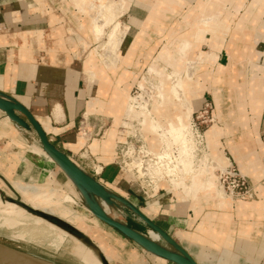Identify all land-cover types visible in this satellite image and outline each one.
<instances>
[{
    "label": "crops",
    "instance_id": "0c3cea01",
    "mask_svg": "<svg viewBox=\"0 0 264 264\" xmlns=\"http://www.w3.org/2000/svg\"><path fill=\"white\" fill-rule=\"evenodd\" d=\"M118 4L117 62L103 69L97 62L87 65L95 55L96 35L91 19L89 29L83 27L89 17L76 0H0V95L26 107L50 142L89 174L77 155L95 159L102 171L94 178L155 222L198 264H264V0ZM161 46L158 56H165L172 69L185 71V63H199L195 70L203 69L195 78H181L185 103L196 110L210 95L217 124L206 138L209 152L228 151L254 186L251 196L230 202L203 191L183 201L164 185L151 194L131 189V178L115 162L114 148L124 138L121 123L127 118V95L137 82L139 58L152 60ZM160 68L156 59L151 69ZM164 102L179 105L173 96ZM171 110L153 114L172 119L179 111ZM83 118L94 124L85 141L77 130ZM13 179L68 193L82 206L77 210L82 225L44 210L52 218L26 212L12 201L27 204L11 185ZM8 201L55 230L58 244L71 242V251L83 262L81 253L101 264H173L98 220L72 180L43 152L34 131L17 126L0 111V206ZM126 224L143 232L137 222L128 219ZM127 254L130 263L123 258Z\"/></svg>",
    "mask_w": 264,
    "mask_h": 264
},
{
    "label": "rangeland",
    "instance_id": "374dc122",
    "mask_svg": "<svg viewBox=\"0 0 264 264\" xmlns=\"http://www.w3.org/2000/svg\"><path fill=\"white\" fill-rule=\"evenodd\" d=\"M76 1H77V4L79 5L78 6L79 10L81 12H85L89 17L88 22L86 24L84 23L83 27H85V29L86 28L89 29L90 19H91L92 23H94L95 21H98V24H99L98 32H97L98 34L95 33L96 38L94 39L95 43L93 44L94 49L91 51L92 53L96 54L95 55V61L100 66V68H103V69H108V68L114 67L115 63L117 62V56H118L117 53L115 55H112V56L109 55L108 57H106L107 60H105V61L101 57V53H105V50H106L105 46L108 44V39H109V37H108L109 33L108 32H110L108 28H111L112 30L115 29V31L119 29V31H120V27H119L120 25L118 23H114L116 21V19H119V16H121L122 9L119 8V4H118V2H120V0H109V1L108 0H88V1L76 0ZM89 5H90V9L87 8V6H89ZM120 20H121V18H120ZM179 26H177V27H179ZM94 28H95V26H94ZM87 30H83V31L87 32ZM89 33H91V32L89 31ZM119 35L120 34L116 35V38H118ZM115 42L117 43V42H119V40L116 39ZM162 42H165V41H161V44H162ZM165 44H166V42H165ZM165 44H163V45H165ZM162 46H161L160 50L158 49L156 51L157 55H153L151 57V58H153L152 60H147L146 56H142L139 58V64H138L139 70L137 73V82L132 85L130 95H127L128 96V103L126 104V107H125L126 108L125 112L126 113L128 112V115L129 114L130 115L126 116L127 118L123 117V120H122L123 123H121L122 125L126 126V128H123V131H122L123 135L126 133V131H128L129 134L131 133V134L136 135L137 137H140V139L142 140L143 146L147 149L148 152L151 151L152 153H154L156 157H157L159 152L163 151V146L165 143L160 141L159 137L156 134H154L156 131L159 132L157 130L158 128L155 129L151 126L148 127V124H149V119H150L149 117H151V119H152L154 116L153 111H152V107L154 105H156L157 103H159V102L161 103L164 101L165 95L162 98H158V91L160 90V88H161V91H163V92H164V89L168 90V88L172 87V84H173L172 81L173 80H176L178 86L181 88V78H184L187 76V78L190 77L192 79V78H195L194 76H196L197 74L203 73V69H201V68H199L198 70H195L197 68V65H199V63L194 64V66L190 64L191 68L188 66L189 65L188 63H185L184 65H186L185 68H187L186 69L187 72H186V70L183 71L184 70L183 67H182L181 71H176V70L172 69V66H173L172 63L167 64V58L165 56H162V57L158 56V53L161 51ZM117 49H118V47H117ZM202 50L203 51L207 50V48L205 46H203ZM158 57H159V59H158ZM156 59H157L158 65L163 67V68H160V71H158V72L155 71L154 69H150L152 64L156 61ZM148 67H150V68L148 69ZM89 74L87 72L88 76H90ZM191 79H190V81H191ZM202 80H203V82H205L204 78H201L200 81L202 82ZM168 82H169V86L164 88V83H165V85H168ZM179 91H182V90L179 89ZM138 96H142L147 100L145 109H142V108L130 109L131 112L129 113V107H127V105H130L131 101L134 102L135 98ZM208 97H210V95L206 94L205 101L209 99ZM179 98L182 100V104L183 105L185 104V108L186 107L188 108V111L186 112V115H188V117H187V128H188L189 132H191L189 134L190 135V141L189 142L191 143V147H192V149L190 150L191 151L190 154H192L193 161L191 162L192 164L187 163L186 165H183V166L179 165L181 167L178 166L177 168L172 169V165H173L172 163L174 161L170 158H165L166 156H165L164 151H163L162 158H164L163 160L165 162V165L163 164L164 162H161L163 166L162 167L159 166L160 167L159 169L152 168L153 166H150V171L153 170L159 174L158 176H160V179H159L160 182L156 183L154 185V187H155L154 191H152L148 194H151V193L157 191L158 189H160L161 186L164 185V186H168L169 188H171L174 191V193L181 200L187 201L189 199L190 200L196 199L195 197H193V195L194 194L199 195L200 193H202L204 191V188H205L206 183L202 184V182L197 181L195 179L194 176L196 173H199V179H200V177L201 178H204V177L207 178L208 177L207 172L210 170L212 172V174H214V176H215V177L213 176L214 177V187L216 189V192H218L217 188L215 186L216 185L215 182H216V177H217V171L221 167L223 168L228 163V161H225L226 163H224V165H221V167L210 168L211 167V165H210V152H209L208 144L206 143V145H205V142H206V137H204L205 134L203 133V135H204L203 141L202 140L198 141L195 138V136H194V134L190 128V126H191L190 125L191 113H192V111H195V110H193V108H190L185 103L186 100H184V96L179 95ZM146 118H148V119H146ZM155 119L157 120L156 117H155ZM105 123H107V122L105 121ZM216 124H217V121H215L213 123H206V125H203V127L201 128L202 129L201 131L206 132L211 126L216 125ZM93 126H94L93 122L90 119L87 120V118H86V126L85 127L87 130L91 131V134L93 131ZM153 130H156V131L153 132ZM160 131H161V129H160ZM90 138L91 137H89V139ZM128 138L130 140H132V142H134V140H133L134 138L131 135L128 136ZM157 140H158V142H161V143H158V145L159 146L163 145V146H161L160 149H158V150H154L152 146L155 144V142ZM172 146H174V145H172ZM172 146L168 144L167 147L171 148ZM150 148L153 150H151ZM169 148H167L168 153H166V155L175 156L178 153L175 148H174V151H173V149L171 150ZM220 150H221V153L224 154L225 157L226 156L231 157L226 149L223 151V149L220 148ZM175 157H177V155ZM117 160H118V158L115 159V162L118 164ZM197 166H198V170H196ZM121 170L123 171L122 168H121ZM126 175L130 178V176L128 174H126ZM177 179H179L178 181H183V182L185 181L184 184L188 188L187 192H185L184 189L182 190L183 186H179V183L177 185H174V182L177 183ZM14 180H16V179L11 180L12 186H13L12 181H14ZM181 184H182V182H181ZM37 186H40L42 188H50V187L55 188V187L50 186V185H37ZM13 188L15 189L14 186H13ZM131 189L143 192L137 186V184L134 185L133 182L131 184ZM53 190H57V192L59 194H63L66 198L65 197H64L65 199L60 198L56 195L57 196L56 199L50 200L51 202L49 204H52V206L60 204V205L66 206V207L76 211L77 213H78V211L79 212L82 211V208H81L82 206L77 205V202L68 193L67 194L63 193L60 189H57V188L53 189ZM253 190H254V186H253ZM16 191L20 194V196L22 197L24 202H26L29 205H31V203H30L31 200H34L35 202L38 201L37 199H40L42 201L48 200V199L40 198L36 194L26 193V195L25 194L23 195L20 191H18V190H16ZM218 196L220 197V199H224V200H226L225 198H229L225 195H223L224 197L221 196L219 192H218ZM236 199L237 198H232L231 200L234 201ZM10 203H12V202L8 201L4 206H0V242L5 243L9 246H12L16 249L22 250L24 252L33 254L35 256L45 258V259L50 260V261L57 263V264H82L83 259L81 258L82 260H80L71 251L72 250L71 249V246H72L71 242L63 241V242L58 244L59 240H56L54 237L55 236L54 235L55 230L49 229L48 225H46L45 223H43L42 221H39L38 219H36L34 217H31L29 215L26 216L21 211V209H18L16 207V205H13ZM7 204H9V205H7ZM101 206L106 211L109 208L105 204H101ZM38 210H41V209H38ZM11 215H16V218L14 216H11ZM111 215L114 216L116 219L122 221V222H126L128 219L132 220L135 223L137 222V225H139V227L142 228L143 233H146L147 231L149 233V230H151L136 215H133L131 218V217L126 216L123 213H115L114 211L111 212ZM80 221H83V218H81V220L77 221V222H79L80 225H82L81 224L82 222H80ZM75 223H76V221H75ZM138 223H141L142 225L138 224ZM151 231H153V230H151ZM39 235L41 238L39 237ZM148 236H149V234H148ZM149 239L151 241H153L150 238V236H149ZM153 242H156L161 247L170 248V246L165 242L164 239L161 238L160 235H159L158 240L153 241ZM81 256L85 259V262H83L84 264H100L99 260L91 254L88 255V254L81 253ZM128 257H129V255L127 254L123 258H125L126 261L130 263V261L132 259L128 260Z\"/></svg>",
    "mask_w": 264,
    "mask_h": 264
},
{
    "label": "water",
    "instance_id": "95a60500",
    "mask_svg": "<svg viewBox=\"0 0 264 264\" xmlns=\"http://www.w3.org/2000/svg\"><path fill=\"white\" fill-rule=\"evenodd\" d=\"M0 111L17 126L33 130L45 154L56 165L66 173V175L76 185L84 200V205L92 212V214L112 229L121 233L127 239L133 241L145 251L170 261L173 264H198L184 249H182L165 231H163L155 222L148 219L138 208L132 206L125 198L106 189L99 181L91 174L86 172L81 166L71 160L63 151L57 148L50 142L42 126L38 123L35 117L29 110L17 103L16 101L0 95ZM214 115V114H213ZM215 121H217L216 116ZM247 177V176H246ZM16 205L23 208L26 212L41 218H52L44 211L35 209L19 200H12ZM101 204L107 205L109 208L103 209ZM123 213L128 217L136 215L144 224L151 230L160 234L161 238L170 246L164 248L156 242L149 239L148 231L143 233L138 231L116 219L111 215V212ZM0 249L4 252H9L19 258L25 259L32 264H56L50 260L33 254L16 249L5 243L0 242Z\"/></svg>",
    "mask_w": 264,
    "mask_h": 264
},
{
    "label": "bare ground",
    "instance_id": "6f19581e",
    "mask_svg": "<svg viewBox=\"0 0 264 264\" xmlns=\"http://www.w3.org/2000/svg\"><path fill=\"white\" fill-rule=\"evenodd\" d=\"M92 26H93V28L95 26V28L93 30L95 31V33H97L98 32V26H99L98 21H95L94 23H92ZM118 31H119V29L116 30V31H115V29H113L110 32H108L109 33L108 34V37H109L108 44L105 46L106 47L105 53H101V57L104 59V61L107 60L106 57H108L109 55L112 56V55L116 54L117 47H118V42L116 43L115 41H116V39H118V38H116V35L119 34ZM95 55H93L88 60V62H87L88 67L90 65L93 66V64L96 63ZM172 83H173L172 87L168 88V90L165 89L164 92L161 91V88H160V90L158 91V98H162V97H164V95H165V97L166 96H173L175 98V100H179V105H172V104L171 105H167V102L166 103L164 102L165 104H163V102H161V103L159 102V103L156 104V107L154 108V110L157 112V109H158V111L161 113L162 111L163 112L167 111V108L171 107L173 110H171L169 113H171L173 111H179L177 113V116H175L172 119H165V120L162 119V118H157V120H156L154 116H153L154 119L153 118L151 119V117H149L150 119H149L148 127L151 126V127L155 128V129L158 128L157 130L159 132H157L156 130H153V132L156 131L154 134H156L159 137V140L164 142L167 146H168V144L171 145V146L174 145L171 148L167 147L165 144H164V146L163 145L159 146L158 143H161V142H158V140H157L155 142V144L152 146L154 150H158V149H160L161 146H163V151H164V154L166 156L165 158H170V159H172L174 161L172 163L173 164L172 165V169H174V168H177L179 165L183 166V165H186L187 163L192 164L191 162L193 161V157H192V154H190L191 153L190 150L192 149V147H191V143L189 142L190 141V135L189 134L191 132H189V130L187 128V117H188V115H186V112L188 111V108L187 107L185 108V104L183 105L182 104V100L179 98V95L183 96L182 95L183 92L179 91V89L181 90V88L178 86L176 80H173ZM146 102H147V100L144 97H142V96L136 97L134 102L131 101L130 105H127V107H129V113L131 112L130 109H135V108L145 109ZM129 115H128V112H127L126 116H129ZM146 119H148V118H146ZM190 122H191V120H190ZM122 128H126V126L122 125ZM213 128H214V125L211 126L207 131L205 130L206 132H204V134L206 135L207 139H208L209 136L213 135L212 134V129ZM160 129H161V131H160ZM130 135L131 136H135L136 138H139V140L142 143V140L140 139V137H137L136 135L131 134V133L129 134L128 131H126V133L124 134V138H123V140H121V142L126 140V136H130ZM80 137L84 141L87 139V137L82 136L81 133H80ZM118 142L119 141L116 142L115 148H114L116 157H117L116 146H117ZM216 142L217 141H215V143ZM205 145H206V142H205ZM167 148H169L171 150L173 149V151H174V148H175L177 150V152H178L176 154L177 157H175L176 155L175 156L166 155V153H168L167 152L168 151ZM141 149H143L146 152H148L147 149L143 146V144L141 145ZM153 149H151V150H153ZM163 151L159 152L157 157L151 151L149 152L152 155H154L155 158L157 159V166L155 167V166L151 165V166H153L152 168L159 169L160 168L159 166H161V167L163 166L162 163H161V162H164V160H163L164 158H162ZM223 156H224V154H222V153L213 154L211 152L210 153V165H211L210 168L221 167V165H224V163H226L225 161H228V159H227V157H225V156L223 157ZM140 164H141L140 159H134L133 158V160L129 161V162L124 160V163L121 165L120 168L123 169L124 173H126V174L129 173L131 175H135L136 172L134 170H137V172H138V174L140 176V174H142V170L140 169V167H141ZM163 164L165 165V162ZM96 167H97V164H95V168ZM179 167H181V166H179ZM96 169L99 170L98 168H96ZM220 169H222V167ZM196 170H198V166L196 167ZM207 176H208L207 178H205V177L201 178L200 177V179H199V173H196L194 177H195V179L197 181L202 180V184L206 183L205 184V188H204V193L205 192L206 193H211L215 198H218V200H219L220 197L218 196V192L220 193L221 196H223L224 193L222 192V190L218 186L217 177H216V182H215L216 185L215 186H216L218 192H216V189L214 187V177H215L214 174H212V172L209 170L207 172ZM159 178H160V176H159ZM178 180L179 179H177V183L174 182V185H177L179 183V186H183L182 190L184 189V191L187 192L188 188L184 184L185 181L183 182V181H178ZM158 182H160V180ZM181 182H182V184H181ZM12 184L15 187V189L20 191L23 195L24 194L26 195V193H30V194H36L40 198L48 199L47 201H42L40 199H37L38 201H36V202L34 200H31V202H30L31 206L33 208H35V209H41L42 211L43 210L47 211L50 214L56 215L58 217H61L63 220L65 219V220L70 221V222H75V221L77 222L78 220H81V218H83V215H81L80 213H77L76 211H74V210H72V209H70V208H68L66 206H63V205H60V204L52 206V204H49L51 202L50 200L56 199L57 196L60 197V198H64L65 197L63 194H59L57 192V190H53L52 188H42V187L34 185V184L25 183V182H21V181H17V180L12 181ZM193 197L197 198L198 195L194 194ZM227 197H229V196H227ZM225 199L226 200L229 199L228 201L232 202L230 197L229 198H225ZM221 200H224V199H221ZM148 234H149L150 238L153 241H157L158 238H159V235H160L157 232H154V231H151V230H149ZM0 264H32V263H30L29 261H27L25 259H22V258H19V257L15 256V255H12L9 252H4L3 250L0 249Z\"/></svg>",
    "mask_w": 264,
    "mask_h": 264
},
{
    "label": "built area",
    "instance_id": "2783aa9c",
    "mask_svg": "<svg viewBox=\"0 0 264 264\" xmlns=\"http://www.w3.org/2000/svg\"><path fill=\"white\" fill-rule=\"evenodd\" d=\"M215 122V117L213 115V105L210 99L203 102L200 108L196 109L191 114V130L195 136V138L199 141H203V133L201 128L206 123H213ZM86 120L83 118L79 122L78 132L82 134V136L89 137L91 136V131L86 129ZM134 142L126 136V140L123 142H118L116 146V152L118 158L117 162L119 167L125 161H132L134 159H140L142 174H138L137 170L135 175H131L127 173L133 184H137V186L143 191V193L148 194L154 191V185L159 181V174L155 171H150V166H157V159L154 155L145 150L141 149V141L139 138L132 136ZM261 141L264 143V128L260 134ZM128 138V139H127ZM86 139V140H87ZM78 158L84 160L83 166L85 169H88L92 176H98L101 171L102 167L97 170L95 168V164H98L95 159L90 157L89 155H77ZM228 159V163L222 169H218L217 171V181L218 186L222 190L225 196H229L232 198H247L252 195L253 193V186L248 180V178L240 172L237 168L236 164L234 163L231 157L226 156ZM80 166V165H79ZM162 173V172H161ZM163 174V173H162ZM136 176V177H135ZM166 176V175H165ZM167 177V176H166ZM162 179V178H161ZM141 186V187H140ZM149 191V192H148Z\"/></svg>",
    "mask_w": 264,
    "mask_h": 264
},
{
    "label": "trees",
    "instance_id": "16d2710c",
    "mask_svg": "<svg viewBox=\"0 0 264 264\" xmlns=\"http://www.w3.org/2000/svg\"><path fill=\"white\" fill-rule=\"evenodd\" d=\"M130 226L132 225L131 223H128ZM133 227V226H132ZM139 229H141V228H139Z\"/></svg>",
    "mask_w": 264,
    "mask_h": 264
}]
</instances>
